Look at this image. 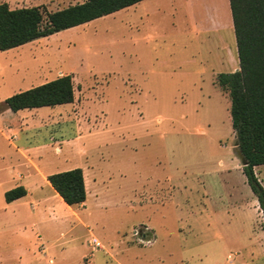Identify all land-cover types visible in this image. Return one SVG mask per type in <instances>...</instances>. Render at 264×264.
<instances>
[{
  "label": "rangeland",
  "instance_id": "rangeland-1",
  "mask_svg": "<svg viewBox=\"0 0 264 264\" xmlns=\"http://www.w3.org/2000/svg\"><path fill=\"white\" fill-rule=\"evenodd\" d=\"M145 4L0 50V103L61 74L75 83L73 102L0 123V264H264V210L217 79L239 68L231 13L221 0ZM75 167L89 195L68 207L47 177ZM255 172L264 186V164Z\"/></svg>",
  "mask_w": 264,
  "mask_h": 264
},
{
  "label": "trees",
  "instance_id": "trees-1",
  "mask_svg": "<svg viewBox=\"0 0 264 264\" xmlns=\"http://www.w3.org/2000/svg\"><path fill=\"white\" fill-rule=\"evenodd\" d=\"M142 0H84L47 11L44 6L11 7L0 2V50L20 47L41 37L84 25ZM237 43L239 68L221 72L217 79L231 97L232 126L237 148L249 184L264 210V186L255 167L264 164V0H229ZM75 98L73 75L54 79L15 92L0 103V109L17 112L44 106L71 103ZM55 191L69 206L87 200L88 190L82 167L48 175ZM24 185L5 191L10 203L27 195Z\"/></svg>",
  "mask_w": 264,
  "mask_h": 264
},
{
  "label": "crops",
  "instance_id": "crops-1",
  "mask_svg": "<svg viewBox=\"0 0 264 264\" xmlns=\"http://www.w3.org/2000/svg\"><path fill=\"white\" fill-rule=\"evenodd\" d=\"M151 1H153V0H142V1H140V2H138V3H150ZM222 1V0H221ZM222 2H224V0L222 1ZM138 3H136V4H134V5H137ZM225 3H226V8H227V11L225 12V14H227V13H231V9H230V2H229V0H225ZM147 4H145L146 6H147ZM158 5H159V3H158ZM133 6V5H132ZM143 7V10L144 11H138V15H141L143 12H146L147 13V11L149 10L148 9V7ZM130 7V6H129ZM128 8V7H127ZM125 9V8H124ZM122 10V9H121ZM120 11V10H119ZM113 14V13H112ZM109 15H111V14H109ZM106 16H108V15H106ZM106 16H103V17H106ZM227 16H228V14H227ZM102 18V17H101ZM140 18H142L141 16H140ZM99 19V18H98ZM227 19V23H226V25H225V27L226 28H228L229 27V21H228V18H226ZM231 19H232V15H231ZM94 21V20H93ZM233 22V20H231V23ZM201 26H203L204 28H206V30L209 32V31H211V28L213 27L210 23H205L204 21L202 22V24H201ZM225 27H223L224 29H225ZM215 29H218L217 27H215ZM58 33V32H57ZM55 34V33H54ZM37 40V39H36ZM36 40H34V41H36ZM34 41H31V42H28V43H26V44H24L23 46H25V45H29V44H31V43H33ZM22 47V46H21ZM62 75V74H61ZM59 76V75H58ZM34 109H36V108H34ZM20 111V110H19ZM12 114H14L15 116L14 117H16V116H18L19 115V112L17 111V112H14V111H12L10 108H7V109H5L3 112H1V110H0V123H4V122H6V121H8V120H10V119H12L11 118V115ZM13 117V118H14ZM18 120V119H17ZM5 124V123H4ZM13 168L15 169V168H17L16 166H15V164H14V166H13ZM16 170V169H15ZM51 173H54V171H51V172H49L48 173V175H50ZM85 175V174H84ZM36 177V176H35ZM35 177L33 178V179H35ZM37 178V177H36ZM33 179H29V181H27V182H21V183H19V184H14V187L15 186H17V185H24L25 187H27V184L28 183H33V184H35V182H34V180ZM47 181H48V184H49V186L55 191V189L51 186V184H50V182H49V180H48V177H47ZM85 181H86V179H85ZM96 182H97V180L95 181V183H94V188H96ZM86 186H87V190H88V195H89V189H88V185H87V182H86ZM13 188V187H12ZM28 190V189H27ZM56 192V191H55ZM56 194L58 195V197H59V199L61 200V201H63L64 202V204L66 205V206H68V207H71V206H69L64 200H63V198L56 192ZM27 195H29V191H28V193H27ZM26 196V195H25ZM61 197V198H60ZM22 198V197H21ZM18 199H20V198H18ZM18 199H15V200H13L12 202H14V201H16V200H18ZM11 203V202H10ZM85 203V202H84Z\"/></svg>",
  "mask_w": 264,
  "mask_h": 264
},
{
  "label": "built area",
  "instance_id": "built-area-1",
  "mask_svg": "<svg viewBox=\"0 0 264 264\" xmlns=\"http://www.w3.org/2000/svg\"><path fill=\"white\" fill-rule=\"evenodd\" d=\"M94 245H95V246H100V241L95 240V241H94Z\"/></svg>",
  "mask_w": 264,
  "mask_h": 264
},
{
  "label": "bare ground",
  "instance_id": "bare-ground-1",
  "mask_svg": "<svg viewBox=\"0 0 264 264\" xmlns=\"http://www.w3.org/2000/svg\"><path fill=\"white\" fill-rule=\"evenodd\" d=\"M222 2V1H221ZM225 2H222V4H224Z\"/></svg>",
  "mask_w": 264,
  "mask_h": 264
},
{
  "label": "water",
  "instance_id": "water-1",
  "mask_svg": "<svg viewBox=\"0 0 264 264\" xmlns=\"http://www.w3.org/2000/svg\"><path fill=\"white\" fill-rule=\"evenodd\" d=\"M245 164V163H244Z\"/></svg>",
  "mask_w": 264,
  "mask_h": 264
}]
</instances>
